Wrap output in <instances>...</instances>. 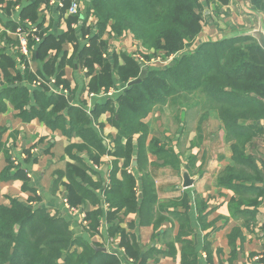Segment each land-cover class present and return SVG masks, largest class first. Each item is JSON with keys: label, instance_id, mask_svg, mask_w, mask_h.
<instances>
[{"label": "crops", "instance_id": "0c3cea01", "mask_svg": "<svg viewBox=\"0 0 264 264\" xmlns=\"http://www.w3.org/2000/svg\"><path fill=\"white\" fill-rule=\"evenodd\" d=\"M50 1L40 3L35 24L39 34L58 36L67 30V17L76 14H69L67 9L64 12L63 7ZM27 3L28 0H20L14 9H6V2H0V106L4 107L0 110V174L7 165V151L28 177L25 188L23 180L13 176L14 168L5 179L0 177V204L9 205L11 199H16L22 204L29 203L34 208L60 214L77 235L82 233L91 242L102 244L106 252L118 254L123 264H140V259H125L123 249L118 245V235L108 233L110 222L105 217L109 208L104 202V191L112 175L115 173L116 179H120V170L126 168L136 178L137 201L145 202L149 212L141 217L143 220L145 217L142 222L138 213L122 210L118 213L119 225L140 245L143 262L180 264V248L185 241L196 251L197 264H258L254 257L264 252V188L252 189L250 181L239 178L219 180L226 167H239L234 163L232 141L226 139L217 111L202 107V94L181 92L170 96L165 104L154 106L142 119L148 133L142 139H138L139 134L134 135L132 163L124 166L122 158L111 154L118 132L111 111L117 107V96L115 92L104 95L105 91L101 90L99 96L90 97L88 82L92 74L78 64V54L74 52L75 39L81 47L97 31L95 17L89 14L71 23L74 41L62 44L64 55L60 70L65 84L56 83L54 75L46 77L42 74L43 61L33 54L36 45L30 47L28 44L32 52L29 57L19 50L14 27L20 22L21 7ZM84 6V0L78 2L77 14L83 12ZM86 27L89 29L83 34L82 28ZM127 35L109 38L105 30L102 39L119 53L121 48L130 49L126 46ZM130 44H133L131 38ZM54 54V50H50L45 59ZM7 59L13 61L11 67L7 66ZM118 60L122 62L120 56ZM59 61L60 57L56 65ZM26 72L34 75L32 80L27 78ZM50 77H54V82L48 80ZM40 78L43 83L36 85L34 81ZM114 82L115 88L122 86L118 80ZM22 87L27 88L31 98L34 91L46 87L48 97L64 95L69 105L83 108L91 119L89 127L100 137L104 151L98 152L76 133L67 134L60 127H51L31 116L29 110L16 106L13 103L15 90ZM110 100V108H106V101ZM100 105L105 107L94 117L91 111ZM196 105L198 109H195ZM64 116L67 119L66 114ZM152 137L159 140L157 146L164 145L173 152L170 162L164 163L162 157L149 149ZM87 138L90 139V134ZM124 142L125 139L121 138V143ZM257 149L264 153V147L258 146ZM28 153L31 155L29 160ZM95 153L99 155L97 161L90 156ZM175 160L177 165L174 166L171 161ZM73 163L87 166V177L91 181L87 205L78 206L76 211L66 208L63 201L68 181L66 166ZM183 170L194 177L193 183L186 188L182 187ZM256 186L264 187V181ZM181 202H187V212ZM100 204L103 214L99 218L98 230L89 236L81 229L87 225L84 214ZM177 212L184 214L187 225L184 229Z\"/></svg>", "mask_w": 264, "mask_h": 264}, {"label": "trees", "instance_id": "16d2710c", "mask_svg": "<svg viewBox=\"0 0 264 264\" xmlns=\"http://www.w3.org/2000/svg\"><path fill=\"white\" fill-rule=\"evenodd\" d=\"M4 1L6 9H14L20 3V0H0L1 3ZM61 1L65 12L70 0ZM41 2L48 4L49 0H28L21 7L20 22L14 28L23 27L25 20L35 23ZM228 2L229 0H84L83 12L67 17L65 33L58 36L38 33L41 37L38 44L29 35L28 44L30 47L36 45L33 46V54L43 61L42 74L46 77L54 75L56 83L65 84L60 70L64 55L62 44L74 41L71 23L92 14L96 19L97 31L81 47L75 39L74 52L78 54V64L86 68L88 74H92L88 82L90 92L99 94L101 90L115 88V79L122 84L115 88L117 107L111 109L112 122L118 131L115 149L111 154L115 158H122L124 166H131L134 135L139 134L138 139L147 135L148 129L142 119L152 108L165 104L170 96L180 92H200L204 99L203 107L217 111L226 139L232 141L234 163L239 167H226L219 180L232 177L248 180L251 188L258 190L264 188L256 186V183L264 181V153L258 151L255 142L259 134L264 132L263 49L251 35L235 34L215 41L201 42L193 51L180 52L201 30L200 11L203 5L212 3L219 8ZM250 2L255 10L264 13V0ZM82 29L84 34L89 28ZM105 30L111 37L129 33L133 41L146 49L160 52L162 56L177 53V57L174 63L164 69L141 68L138 60L125 51L121 54L107 52L108 42L102 39ZM50 50H54L55 54L45 59ZM59 57L60 61L56 65ZM6 64L11 67L13 61L7 59ZM142 69H146L142 81L126 86ZM25 74L31 80L34 77L28 72ZM45 88L34 91L32 98L27 88H18L15 90L16 99L13 103L23 107L24 111L29 110L31 116L38 117L51 127H60L67 134L76 133L102 153L104 149L101 139L89 127L91 119L86 111L69 105L64 95L48 97ZM110 103L111 100L106 101V108H110ZM50 104L51 108L47 109ZM24 105L27 107L24 108ZM104 107L96 106L91 114L98 116ZM3 108L0 106V110ZM88 134L90 139L87 138ZM121 138L125 139L124 143H121ZM158 143L159 140L152 137L149 149L162 157L164 163L170 162L173 152L164 145L157 146ZM29 156L31 155L28 153V160ZM90 156L94 161L99 158L97 153ZM5 158L7 165L0 177L5 179L14 168L13 176L23 180L25 188L28 177L24 169L13 164L7 151ZM171 162L172 165H177L176 160ZM86 170L87 166L81 163L66 166L68 181L65 183L64 198L71 207L87 205L91 181ZM120 175L121 178L116 179L114 173L104 191V202L108 203L109 208L105 212V217L110 222L108 233L110 236L118 235V245L123 249L125 259H140V264H146L142 261L141 248L134 236L119 225L118 213L122 210L136 212L143 220L141 217L149 212V206L137 201L135 176L126 168L120 170ZM101 205L84 214L87 227L83 231L89 236L98 230L99 218L103 214ZM181 205L187 212V202H181ZM176 215L181 216L180 223L184 229L187 226L184 214L177 212ZM144 221L145 217L142 222ZM100 245L74 234L68 220L60 214H53L40 207L34 208L29 203L22 204L16 199H11L9 205L0 204V264H123L118 254L96 250L95 247ZM180 253V264H197L196 251L188 242H183Z\"/></svg>", "mask_w": 264, "mask_h": 264}, {"label": "rangeland", "instance_id": "374dc122", "mask_svg": "<svg viewBox=\"0 0 264 264\" xmlns=\"http://www.w3.org/2000/svg\"><path fill=\"white\" fill-rule=\"evenodd\" d=\"M77 1L79 3L81 2V0ZM200 17L202 25L200 32L195 38L191 40V42L185 44L180 52L185 50L193 51L195 47L201 42L215 41L222 37L235 35L240 31L257 29L259 25H261L262 29L264 30V13L259 10H255L250 0H229L227 4H223L219 8H217L216 5L212 3L204 4L200 11ZM109 38H111V36H109ZM130 38L131 35L128 33L126 38V46L130 49L122 50L121 48L119 50V54L127 51V53L134 56L138 60L141 68L151 67L164 69L174 63V60L177 57V53L170 54L168 56H164L165 58L171 57V60L169 59L170 61L161 62L163 58L162 53L155 52L153 49H146L145 47L137 44L135 41H133V44L131 45ZM112 51V48L108 45L107 52L111 54ZM202 103L204 105V102ZM196 108L198 109L197 105L195 106V109ZM191 113H193V110H191ZM255 142L260 148L264 147V132L259 134L257 141ZM85 226L87 227L86 224L81 226V229ZM74 234L76 233L74 232ZM100 246L103 245L101 244Z\"/></svg>", "mask_w": 264, "mask_h": 264}, {"label": "built area", "instance_id": "2783aa9c", "mask_svg": "<svg viewBox=\"0 0 264 264\" xmlns=\"http://www.w3.org/2000/svg\"><path fill=\"white\" fill-rule=\"evenodd\" d=\"M51 4H56L59 7H63V2L58 0H51L50 1ZM78 1L77 0H70L69 6L67 8V11L69 14H77L78 13ZM15 32L18 35L19 38V50L20 52L25 56V57H29L31 55V49L28 47V36L31 35V37L34 39L35 43L38 44L40 42V35L38 34V28L37 25L34 22H31L29 20H25L23 23V27L22 26H18L15 30ZM162 60L161 62H167L170 61L171 57H167L165 58L164 56H162ZM170 59V60H169ZM48 80L50 82H54V77H50L48 78ZM34 83L36 85H41L43 83V80L40 79H36L34 81ZM115 92L114 88H110L108 89V91L103 92L104 95H111L112 93ZM101 93L99 94H95L93 92H90V97L92 96H99ZM13 164L17 165V161H15L14 159H12ZM64 203L66 208L72 210L78 209L77 207H71L69 206V204L67 203L66 199L64 198ZM76 211V210H75ZM254 259L258 262V264H264V252H261L260 254L256 255L254 257Z\"/></svg>", "mask_w": 264, "mask_h": 264}, {"label": "water", "instance_id": "95a60500", "mask_svg": "<svg viewBox=\"0 0 264 264\" xmlns=\"http://www.w3.org/2000/svg\"><path fill=\"white\" fill-rule=\"evenodd\" d=\"M237 34L251 35L252 37H254L256 39L259 46L264 51V30L262 29L261 25H259V27L257 29H251L248 31H240V32L236 33V35ZM145 75H146V69H142L136 78L131 79L126 83V86H131L133 84L140 83ZM193 181H194V177L190 176L188 171L183 170L182 171V187H185V188L189 187L193 183ZM95 248H96V250L106 251V248L103 246H96Z\"/></svg>", "mask_w": 264, "mask_h": 264}]
</instances>
